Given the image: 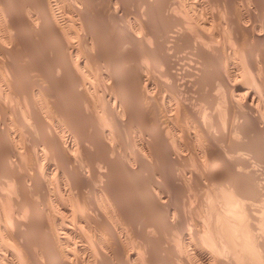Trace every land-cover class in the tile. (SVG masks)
<instances>
[{
  "label": "bare ground",
  "instance_id": "1",
  "mask_svg": "<svg viewBox=\"0 0 264 264\" xmlns=\"http://www.w3.org/2000/svg\"><path fill=\"white\" fill-rule=\"evenodd\" d=\"M33 1L26 6V20L34 29L49 25L57 33L63 48L54 67L66 83L61 93L45 87L50 82L48 76L45 79L41 74L44 80L35 75L33 79H37H30L32 82L26 78L31 85L22 88L20 110L12 120L6 116L9 106L5 110L0 104V264H264V218L256 217L260 227L254 220L260 211L264 217L263 182L257 186L251 181L256 176H251L254 169L249 164L253 161L248 164L247 158L243 160V145L239 146L249 139V132L264 134V0H158L156 9L148 7L152 5L149 0H143L148 6L142 8L146 3L139 0L134 19H127L130 22L125 21L128 0H72L68 3L72 9L62 14L63 0ZM4 2L0 0L1 35L11 25ZM98 6L123 34L117 37L120 42L142 47L123 55L119 62L126 64V78L120 76L123 80L114 60L101 56V46L108 43L100 36L104 27L97 26L99 31L88 17ZM76 28L86 32L79 35L81 31ZM162 28L169 32L163 36L165 40H161ZM106 34H102L104 38ZM7 37H2L3 43ZM79 37L81 43H76ZM3 43L0 40V52L10 55L13 48L6 50ZM183 44L190 50L185 65L191 68L185 69L190 79L186 82L183 78L182 84L189 88L194 81L216 82L223 90L219 105L226 107L220 122L214 121L215 114L195 109L176 82L175 60L169 59L166 51ZM5 60L6 68L13 72L5 83L18 96L15 88L24 83L15 72H19L21 62ZM106 61L108 69L105 67L104 72L101 65ZM199 70L204 71L202 79ZM161 72L169 76V84ZM75 93L79 94L76 102L91 113V124L95 118L99 121L96 129L92 128V136L82 131L67 110L64 112L62 99L58 103L60 94L67 99ZM129 128L137 136L133 139L130 135L132 142L126 136ZM224 138L237 145L226 148L224 142L226 147L221 146ZM90 144L97 147V153L89 152ZM204 188L212 189L207 196L212 198L200 197L198 192L204 196L200 191ZM128 191L140 200L129 202L133 208L127 207ZM180 194L188 197L191 208L205 213L204 217L201 213L200 226L187 234L181 228L184 218L188 220L186 208L182 211L176 203ZM238 197L261 200L263 209L257 210L258 201H249L252 207L239 209ZM246 218L250 220L243 225ZM174 230L182 233L175 243L178 246L162 235L156 238L157 232L174 234ZM197 234L207 237L208 243L212 241V250L200 243V237L194 240ZM158 247L168 251L164 252L168 254L165 261L161 254L159 257Z\"/></svg>",
  "mask_w": 264,
  "mask_h": 264
},
{
  "label": "rangeland",
  "instance_id": "2",
  "mask_svg": "<svg viewBox=\"0 0 264 264\" xmlns=\"http://www.w3.org/2000/svg\"><path fill=\"white\" fill-rule=\"evenodd\" d=\"M6 5H7V9H9V14H10V21H9V25H10V27H8V29L10 30H4L3 31V33H4V35L7 37L6 39H4V43H3V41H2V37L4 38V35H3V33H2V35H1V33H0V40H1V42L5 45V47L7 48L6 50H9V49H11V48H13L11 51H10V55H8V53H6L5 51H2L1 50V52H0V56H1V58H0V65L1 66H3V67H1L0 66V86H2V88L0 87V94L1 95H3V96H1V98H0V104L1 105H5L4 106V109L6 110L7 109V107H8V109L6 110V111H8L7 112V115L6 116H10V118H11V120L13 119V118H15V116H16V112H17V110L19 109L20 110V106H21V104H19L21 101L20 100H22L23 98H22V96H21V94H22V91L23 90H25V89H22V88H25V86L29 89L30 87H28V86H30L31 85V83L30 82H32V81H30V79H33V77L35 78L36 76H37V78H42V77H44V76H48L49 78H47V80H49L50 82H46L45 83V87H49L48 89H50V87L52 88V89H54V90H57V91H64V87H63V85L65 86V83H66V80H65V78H60L62 75H60V73H58L57 71H58V69L56 68V67H54V66H56L55 64H56V61H57V57L59 56V54L61 55L62 53H61V50H62V45L60 46V44L58 43V42H60V41H58L59 39V37L58 36H56V34L57 33H54L55 32V30H52V28L49 26V25H47V26H44V27H40V28H36L35 27V29H34V27H32L30 24H29V22L26 20V17H25V14H26V6L29 4V2H31L32 1V4H33V2H35V1H33V0H2ZM69 1H72V0H63V2H62V0H61V2H62V4L63 3H65L63 6L65 7V10L63 9V11L60 13V14H62L63 12H67V11H69V10H71L72 9V3L70 2V6H72V7H69V5H68V3H69ZM74 1V0H73ZM72 1V2H73ZM129 1V12H130V14H129V12H127L128 13V16H127V14H126V18H125V21L127 22L128 20L127 19H129V20H133L134 19V17H135V15H133L134 13H136V11L137 10H135V9H137V6H136V4L135 3H137L136 1H139V0H128ZM135 1V2H134ZM150 2H151V4L152 5H150L149 4V6L147 5L148 3H146V1H143L142 0V2L141 3H146V5L143 7V5L144 4H142V8H145V9H147V6L148 7H151V9L153 8V9H156L157 7H159V4H160V1H158V0H149ZM133 2V3H132ZM153 2V3H152ZM155 2H157V3H155ZM12 4V5H11ZM21 4V5H20ZM67 4V5H66ZM155 4H156V6H155ZM11 5V6H10ZM158 5V6H157ZM10 6V7H9ZM136 6V7H135ZM99 7V6H98ZM96 8V10H95V14L96 15H94V13H88V17L90 18V16H91V23H93L94 22V26H96V29H101V28H103V31H102V29H101V31H100V29H99V31H100V36H102L103 37V39H105V41L106 40H108V43H111L112 44V47H111V44L109 45L108 43H106L104 46L102 45L101 47L103 48H100L101 49V56L102 57H104L105 56V58H106V55H107V58L106 59H108V57H110V58H112V60H114V62H115V66L117 67H115L117 70H118V72L119 71H121V72H119V79L120 80H123V78L125 77V73H126V64H125V62L123 61L122 63H120V64H122L121 66H120V64H119V62H121V59H123L124 57H123V55H130L131 54V52L130 51H132V50H138V51H141L142 50V47L141 46H139V45H134V44H130L129 42H125V41H121L120 42V39H118L119 38V36H122L123 34H120L119 32L120 31H118L117 29H116V27H115V25L113 24L114 23V21H112L113 20V18H111V16L110 15H108V14H102V9L99 7V8ZM135 7V8H134ZM15 8V9H14ZM21 8V9H20ZM67 8V9H66ZM68 8H69V10H68ZM27 9H29L30 10V7L28 8L27 7ZM99 9V10H98ZM134 9V10H133ZM12 10V11H11ZM101 10V12H99ZM131 10V11H130ZM15 11V12H14ZM21 11V12H20ZM28 11V10H27ZM92 11V10H91ZM19 12V13H18ZM99 12V13H98ZM6 13H7V10H6ZM12 13V14H11ZM91 14V15H90ZM94 15V16H93ZM107 15H108V17H107ZM16 18H15V17ZM62 16V15H61ZM106 16V17H105ZM125 16V15H124ZM13 17V18H12ZM104 17V18H103ZM99 18V19H98ZM108 18H110V19H108ZM13 19H16L15 21L13 20ZM94 19H95V21H94ZM19 20H22V21H19ZM25 20V21H24ZM61 20H62V18H61ZM110 21H112V24L114 25V26H112V24H111V22ZM107 22V24H105ZM128 22H130V21H128ZM154 22L156 23V21L154 20ZM161 22V21H160ZM12 24L14 25V26H16L17 27V31L14 29V28H16V27H14V26H12ZM96 24V25H95ZM99 24V25H98ZM104 24V26H101V25H103ZM106 25H108L107 27L109 28L108 30H107V28H105L106 27ZM99 28H98V27ZM115 28L116 30H117V32L120 34H117V33H115V31L116 30H114V29H111V31H109L110 30V28ZM30 27V28H29ZM20 28V29H19ZM95 28V27H94ZM19 29V30H18ZM26 29V30H25ZM41 29H43V30H41ZM15 32H14V31ZM40 30V31H39ZM81 31V30H79V29H77L76 28V31ZM85 30V29H84ZM105 30V31H104ZM112 30H114V32L112 31ZM29 31V32H28ZM38 31V32H37ZM43 33H42V32ZM161 31V38H164L163 36H168L167 34L169 33H167V31L168 30H163V28L160 30ZM14 32V33H13ZM51 32V33H50ZM83 31H81V32H77L79 35H81V33H82ZM84 32H86V31H84ZM83 32V33H84ZM30 33V34H29ZM39 33V34H38ZM41 33V34H40ZM107 33V34H106ZM116 35H115V34ZM164 33H165V35H164ZM8 34V35H7ZM9 34H10V36H9ZM20 34V35H19ZM43 34V35H42ZM50 34H52L51 36H50ZM105 35L106 34V36H105V38H104V36L103 35ZM15 35V36H14ZM23 35V36H22ZM54 35V36H53ZM19 36V37H18ZM11 37V38H10ZM118 37V38H117ZM12 38H13V40H12ZM101 38V37H100ZM170 38H172V37H170ZM8 39V40H7ZM11 39V40H10ZM36 39V40H35ZM6 40H7V42H6ZM12 42L11 44H9V42L10 41ZM80 40V37L79 38H76L75 39V42L76 43H78V41ZM116 40H117V42H116ZM161 40H165V38L164 39H161ZM23 41V42H22ZM47 41V42H46ZM33 42V43H32ZM54 42V43H53ZM80 42V41H79ZM8 43V44H7ZM26 43V44H25ZM31 43H32V45H31ZM45 43V44H44ZM48 43V44H47ZM50 43V44H49ZM81 43V42H80ZM79 43V45L81 46V44ZM126 43H128V45H125ZM172 43V41H171V39L169 40V42H167V44H171ZM108 44V45H107ZM129 44H130V46H129ZM17 45L19 46V47H17ZM34 45V46H33ZM41 45V46H40ZM43 45H45V46H43ZM56 45V46H55ZM107 45V46H106ZM127 47H125V46ZM184 45V44H183ZM25 46H27L26 48H25ZM109 46V47H108ZM32 47V48H31ZM44 47V48H43ZM62 47V48H61ZM107 49H106V48ZM129 47V48H128ZM132 47V48H131ZM181 47H183V48H181ZM185 47V48H184ZM20 48V49H19ZM22 48H23V50H22ZM36 48H38V49H36ZM59 48V49H58ZM58 49V50H57ZM114 50V52H113V50ZM121 49V50H120ZM128 49V50H127ZM179 49V50H178ZM178 49H169L168 51H166V55L169 57V59H171L172 58V60H175V63H174V61H173V64L175 65L174 66V70H175V72H176V75H177V77H176V79L178 78V76H179V78L177 79V81L176 82H178V83H180V86H181V88H182V93L183 94H185V98H187V99H189V101H192L193 102V104L194 105H196V107H195V109H197L198 110V108H199V110L202 112V111H204V112H202V113H205V114H210V113H213V114H215V118L213 117V119H214V121L216 120V122L218 121V122H220V120L223 118L222 116L224 115V111H225V109H226V107H225V105L223 104V103H221L220 105H219V101L218 100H220V98H222V94H223V90H221L219 87H217V83L216 82H214L213 80H211L212 82H214V84L215 85H212V83L210 82V81H204V79H203V82H201L200 81V84H198L199 82H196V81H194V82H192V85H191V87H189V88H187L186 86H185V84H182V83H184L183 81H184V79H185V81L187 82L189 79H190V77H189V73L187 74L188 76H185V69H186V72H187V69H189V68H191L190 66H188V65H185V64H187L188 63V60H189V58H190V50L189 49H187V47L184 45V46H180ZM33 50V51H32ZM39 50V51H38ZM120 50V51H119ZM188 50H189V52H188ZM102 51H106V52H103L102 53ZM118 51V52H117ZM170 51V52H169ZM4 52V53H3ZM16 54H15V53ZM25 52V53H24ZM53 52V53H52ZM59 52V53H58ZM124 53V54H122V53ZM189 54H188V53ZM2 53V54H1ZM13 53V54H12ZM18 53V54H17ZM40 53H43V54H40ZM50 53V54H49ZM116 53V54H115ZM121 53V54H120ZM173 53V54H172ZM15 54V55H14ZM55 54V55H54ZM103 54V55H102ZM119 54V55H118ZM170 54H172V57H171V55ZM6 57H9V58H5V56ZM12 55V56H11ZM13 55L16 57H14V59L15 60H13ZM51 55V56H50ZM96 55H97V53H96ZM122 55V57L120 58V56ZM178 55V56H177ZM26 56V57H25ZM28 56V57H27ZM50 56V57H49ZM55 56V57H54ZM115 56V57H114ZM116 56H117V58H116ZM11 57V58H10ZM24 57V58H23ZM35 57H36V59H35ZM41 57H43L44 59H42V60H40L41 59ZM61 57V56H60ZM81 58H83V55L82 56H80ZM118 57L120 58V59H118ZM25 59L26 61H27V63L25 62V60H23V59ZM30 59L29 61H28V59ZM56 58V59H55ZM109 58V59H110ZM5 59H7V62H12V60H13V62L14 61H16V63L19 61V62H21L20 63V67L18 68L19 70H16V71H19L18 73L17 72H15L16 74H17V77H20L19 78V81H21L20 83H24V84H21L20 85V83H19V85L20 86H17L15 89H16V91L17 92H15L18 96H14L13 95V91H14V89L12 88V87H9V86H7L6 85V83H5V81H6V79L5 78H9V76L10 75H12L13 74V72L11 71V73H10V71H9V68L7 69L6 68V65H5V62H4V60ZM108 59V60H109ZM11 60V61H10ZM124 60V59H123ZM6 61V60H5ZM35 61V62H34ZM45 61V62H44ZM49 61V62H48ZM55 61V62H54ZM23 62H25V63H23ZM31 62V63H30ZM41 62V63H40ZM47 62V63H46ZM117 62V63H116ZM185 62V63H184ZM23 63V64H22ZM36 63V64H35ZM40 63V64H39ZM107 61L104 63V65H101V70H103L104 72H106V69H108L107 68ZM125 65H124V64ZM4 64V65H3ZM7 64V63H6ZM9 64V63H8ZM24 64H26V66H24ZM18 65V64H17ZM41 65V66H40ZM28 66V67H27ZM120 66V67H119ZM27 67V68H26ZM30 67V68H29ZM46 67V68H45ZM105 67H106V69H105ZM119 67V68H118ZM121 67H122V69H121ZM41 68V69H40ZM45 68V69H44ZM125 68V69H124ZM183 68V69H182ZM7 69V70H6ZM24 71H22V70ZM32 69V70H31ZM37 69H39V70H41L40 72L41 73H38V70ZM164 70H165V67L163 68ZM3 70V71H2ZM49 70V71H48ZM52 70V71H51ZM30 71H32L31 72V75H30ZM180 71H181V73H180ZM201 71V72H200ZM4 72V73H3ZM43 72V73H42ZM123 72H125V73H123ZM199 72V75H198V77L199 78H201L202 79V77H203V73H204V71H202V70H199L198 71ZM37 73V74H36ZM55 73H56V75H55ZM123 73V74H122ZM4 74V75H3ZM26 74V75H25ZM41 74H43L42 75V77L40 76ZM45 74V75H44ZM125 74V75H124ZM1 75H2V77H1ZM36 75V76H35ZM124 75V76H123ZM165 75V79L166 78H168L166 81H168L167 82V84H169L170 82H171V79L169 78V76H167L166 74H165V72L163 73V72H161V76H164ZM31 76H32V78H31ZM120 76H122V77H120ZM207 76V75H206ZM55 77V78H54ZM180 77H181V79H180ZM3 78V79H2ZM30 81H28L27 79ZM36 78V79H37ZM45 79H46V77H44ZM44 78H42V79H44ZM57 78V79H56ZM122 78V79H121ZM126 78V77H125ZM124 78V79H125ZM184 78V79H183ZM36 79H33V80H36ZM44 79V80H45ZM161 79H164V77L162 78L161 77ZM169 79H170V81H169ZM23 80V81H22ZM25 80V81H24ZM57 80V81H56ZM119 80V82H120V84H121V81ZM180 80V81H179ZM209 80V79H208ZM27 81V82H26ZM163 82H165L164 83V85L166 86L167 84H166V81H164V80H162ZM25 82H26V84H25ZM56 82V83H55ZM63 82H65V83H63ZM30 85H29V84ZM60 83H61V85H60ZM63 83V84H62ZM203 83V84H202ZM208 83V84H207ZM207 84V85H206ZM4 85H6V86H4ZM22 85H24V86H22ZM122 85V84H121ZM210 85V86H209ZM4 86V87H3ZM22 86V87H21ZM54 88H53V87ZM57 88H56V87ZM195 86V87H194ZM10 88V90L8 89V88ZM20 87V88H19ZM185 87H186V89H185ZM209 87V88H208ZM7 88V89H6ZM11 88H12V90H11ZM168 88V87H167ZM212 88V89H211ZM217 88H219L220 90H218ZM3 89V90H2ZM32 89V88H31ZM62 89V90H61ZM199 89V90H198ZM22 90V91H21ZM27 90V89H26ZM215 90H217V91H215ZM8 91H11V92H8ZM61 92V93H64V92ZM186 91V92H185ZM208 91V92H207ZM8 94L9 93V95H6V93ZM189 92V93H188ZM199 92V93H198ZM217 94H216V93ZM220 92H221V94H220ZM215 94V95H214ZM65 95V94H64ZM64 95L63 94H60L59 95V97L61 96V98H59L58 99V103H61L60 101H61V99H62V102H63V104H65V107H64V109H65V111L64 112H66V110H67V112L66 113H70V116H72L73 118H74V121H76V122H78V123H80V127L81 128H83L82 129V131H85V133L86 134H94V133H92V128H93V130L94 129H96V126L95 125H98L99 123V121H98V119H96L95 118V120L93 121V125L95 126V127H93V125L91 124L92 123V120H88L89 119V117L91 118V113L89 112V111H87V110H85L86 108H85V106L83 107L82 106V104L81 103H79L78 101V103L80 104H78L77 102H76V99H75V97H78L79 96V94L77 93H75L74 95L72 94V96H74V97H72V96H68L72 101H69L70 99L67 97V99H69V100H67L66 99V96L67 95H65V97H64ZM190 95H191V97H190ZM222 95V96H221ZM11 96V97H10ZM212 96V97H211ZM216 98H215V97ZM8 97V98H7ZM15 97V98H14ZM63 97L65 98V99H63ZM197 97V98H196ZM206 97H207V99H206ZM3 98V99H2ZM5 98L7 99V100H5ZM196 98V99H195ZM200 98V99H199ZM211 99V100H210ZM4 100V102H2ZM205 100V101H204ZM7 103H6V102ZM204 101V102H203ZM218 101V102H217ZM8 102H10L9 103V105H7L8 104ZM19 102V103H18ZM65 102V103H64ZM212 104H211V103ZM216 102V103H215ZM5 103V104H4ZM71 103V104H70ZM14 105V107H13V105ZM211 104V105H210ZM215 104L217 105V106H215ZM10 105H11V107H10ZM214 105V106H213ZM7 106V107H6ZM211 106V107H210ZM81 107H83L84 108V110H83V108H81ZM210 107V108H209ZM225 107V108H224ZM3 108V107H2ZM11 108H12V110H11ZM212 108V109H211ZM3 109V110H4ZM13 109L15 110L14 112H13ZM63 109V110H64ZM3 110H2V112H3ZM4 110V112L2 113L3 115H4V113L6 114V111ZM11 110V111H10ZM19 110H18V113H19ZM206 111V112H205ZM78 112V113H77ZM88 112L90 113V114H88ZM138 112V111H137ZM13 113V115H11V114ZM15 113V114H14ZM82 113V114H81ZM65 114V113H64ZM81 114V115H80ZM217 114V115H216ZM223 114V115H222ZM2 115V116H3ZM90 115V116H89ZM212 115V114H211ZM211 115H208V116H211ZM5 116V115H4ZM219 119H218V118ZM87 118V119H86ZM98 121V122H97ZM90 125V126H89ZM91 125H92V127H91ZM80 128V129H81ZM131 129L132 128H129V130H130V133H129V130H128V134H126V136L130 139V141L129 142H132V138L134 139V138H136L137 136H136V134H133L134 132H133V130L131 131ZM222 129V128H221ZM87 131V132H86ZM89 131H91V132H89ZM94 132V131H93ZM253 135H252V134ZM247 134L248 133H246V136H247ZM130 135H131V137L132 138H130ZM135 135V136H134ZM263 135V136H262ZM92 136V135H91ZM254 137V138H252V137ZM258 136V137H257ZM261 136V137H260ZM248 138L249 139H245V138H242L241 140H244L245 139V141H241L242 142V144H240L239 143V146H242V148L240 147V153H241V151H242V153H241V155H242V157H243V160L244 161H246V158H247V162H248V164L249 163H251V161H253V163H251V164H249L254 170H252V172L254 171V174H251V176L253 177L254 175H256V176H254L253 178H251L252 180V182L255 184V185H257V186H259V184H260V181H262L263 182V184H264V134H258L257 132H249V134H248ZM258 138V139H257ZM260 138V139H259ZM128 139V140H129ZM224 139H226V138H224ZM256 139V141H254ZM254 142H253V141ZM262 140V141H261ZM224 142H225V144H228L229 145V143H230V145L232 144L233 146L234 145H237V144H235V143H231L230 141H227V139L226 140H224L223 141V143L222 142H219V144L221 145H224L225 147H226V145L224 144ZM228 142V143H227ZM232 142H236L237 143V141H232ZM244 142V143H243ZM251 142V143H250ZM258 142V143H257ZM262 142V143H261ZM256 143V144H255ZM221 145V146H222ZM227 145V147L226 148H228V147H233L232 145L230 146H228ZM248 145H250V146H248ZM261 145V146H260ZM263 145V146H262ZM91 146V144L90 145H87V147L89 148ZM256 146V147H255ZM92 147V146H91ZM93 148H95V149H93ZM92 149V150H91ZM94 150H96V152L94 151ZM246 150V151H245ZM247 150H249V151H247ZM251 150V151H250ZM91 151H94V152H91ZM100 151V150H99ZM89 152L90 153H97V147H95V145H93V147L92 148H90L89 149ZM249 153V154H248ZM252 153H254V154H252ZM245 155V156H244ZM247 155H248V157H247ZM262 155H263V157H262ZM245 157V158H244ZM252 157V158H251ZM261 157V158H260ZM249 159H250V161H249ZM255 160H257V161H255ZM261 164V165H260ZM263 164V165H262ZM257 166V169H255L254 168V166ZM260 167H259V166ZM255 166V167H256ZM179 169H180V167H178ZM179 169H178V171L177 172H179V174L180 175H177V177H180L181 176V174H182V172L181 171H179ZM177 170V169H176ZM182 170V169H181ZM256 173V174H255ZM259 173V174H258ZM257 174H258V177H257ZM263 176V177H262ZM256 177V178H255ZM261 178V179H260ZM114 179V178H113ZM258 179V180H257ZM255 180L258 182V184H256V182H255ZM193 181V179H191L190 180V184H191V182ZM119 182V181H118ZM119 183H121V181L119 182ZM243 183V182H242ZM122 185H126V183L124 182V184L123 183H121ZM262 184V183H261ZM261 184H260V187H261V192L262 193H264L263 192V190H264V188L262 187V186H264L263 184H262V186H261ZM192 185H194V181L192 182ZM119 186H121L120 184H119ZM205 189V188H204ZM200 190V191H204L203 192V195L204 196H201L202 195V193L201 192H198V193H200L199 195H200V197H204L203 198V200L204 199H206V200H208V199H210V198H212L213 196H211V197H207L208 196V194L210 193H213V191H212V189H205V190ZM206 191V192H205ZM208 191V192H207ZM124 194H126V192H123ZM132 193L133 192H130L129 193V191H128V193L126 194L127 196H126V201L128 200V202H126V203H128V204H130L129 206L127 205V207L129 208H133V206H134V204H132L131 205V203H136V202H139L140 200H137V198H135V193L132 195ZM207 194V195H206ZM209 194V195H210ZM128 195H130V198L129 199H132V201H130L129 199H128ZM132 196H134V198L132 197ZM180 196H182V197H180ZM180 196L178 197V199H176V203L178 204V205H180L181 206V209H182V211H184L185 210V208H186V215H188V217H187V219L188 220H185L186 218H184V222H182V223H185L184 225H183V227H181V228H184L185 230H184V233L185 234H187V233H189V232H187V231H192V229H193V231H195L196 229V225H197V228H198V226H200L199 224H200V221L199 220H201V218H200V216L202 217V214L204 213V212H201V213H199L200 211L197 209V210H195L193 207V209L190 207V200L189 201H187V199H188V197L187 198H185L186 197V195H181L180 194ZM136 197H138V196H136ZM207 197V198H206ZM140 198V197H139ZM138 198V199H139ZM182 198V199H181ZM240 200L238 201V203L237 204H239V205H237V208H239V209H246V208H248L249 206L250 207H252L251 206V203H253L254 204V202H255V204H258L259 203V205H260V207H256V208H258L257 210H262L263 208H262V204H260V202H261V200H256V201H258V203H256V201L255 200H251V199H247L246 198V200H244L245 199V197H238ZM237 198V199H238ZM242 198H243V200H242ZM262 198H264L263 197V194H262ZM184 199H185V201H184ZM200 199H202V198H200ZM220 199H221V196H220ZM233 200L235 199L236 200V198H232ZM135 200V201H134ZM183 200V201H182ZM192 201H194L193 200V198H192ZM227 201V200H226ZM240 201H242V202H240ZM247 201V202H246ZM251 203H250V202ZM253 201V202H252ZM263 201V200H262ZM129 202H131V203H129ZM182 202H183V204H182ZM264 202V201H263ZM222 203H223V201H222ZM241 203V204H240ZM243 203H245V204H243ZM249 203V204H248ZM262 205V206H261ZM243 206V207H242ZM246 206V207H245ZM248 206V207H247ZM185 207V208H184ZM189 207V208H188ZM187 209H188V211H187ZM193 211L192 213H189V212H191V210ZM131 210H133V209H131ZM134 211H135V209H134ZM197 213H196V212ZM196 214H195V213ZM257 212V211H256ZM260 212H262L263 213V211H260ZM259 212V213H260ZM187 213H189V214H187ZM195 215H194V214ZM259 213H257V214H255L254 215V220L256 219L257 221L260 219V216L262 215V218H264L263 217V214H259ZM190 215V216H189ZM204 215H205V213L203 214V217H204ZM257 215V216H256ZM258 215H260L259 217H258ZM192 216H193V218H195V219H192ZM256 217H258L259 219H257ZM199 218V219H198ZM261 218V219H262ZM196 219H198V221L199 222H197L196 223V221H194V220H196ZM260 219V220H261ZM194 222H193V221ZM250 220V219H249ZM249 220L247 221V218L244 220V221H242V223H243V225H244V222L245 223H247V222H249ZM255 220V221H256ZM263 220V219H262ZM256 221V222H257ZM189 222V223H188ZM260 221H258L256 224H258ZM262 222V221H261ZM194 223H196V224H194ZM251 223H253L254 225H256L252 220H251ZM260 224V223H259ZM259 224H258V226H259ZM193 225V226H192ZM258 226L256 225V227L258 228ZM186 227V228H185ZM194 227V228H193ZM260 227V226H259ZM258 230L260 231V229L258 228ZM178 233H176L175 232V230L173 231L174 232V234L172 233V232H168V233H160V235H159V233L157 232L156 233V238H159L161 235H162V237H165L168 241L169 240H171L172 242H174V244L177 242V244H178V238L182 235V233L181 232H179L178 230H176ZM187 232V233H186ZM180 233V234H179ZM158 234V235H157ZM178 235H180V236H178ZM257 235H259L260 236V234H258L257 233ZM35 236V235H34ZM32 237V238H35V237ZM171 236V237H170ZM200 237V238H199ZM202 237V238H201ZM164 238V239H165ZM197 238V239H196ZM198 238H199V241H200V243H203V245L205 244L207 247V249L209 250V249H211L212 250V248H213V246L211 245V239H210V243H208V238L206 237V239H205V236H203L202 234L200 235H196L195 236V239L194 240H196V241H198ZM36 239V238H35ZM165 239V240H166ZM173 239V240H172ZM201 239H202V242H201ZM203 239H205L204 241H203ZM167 241V242H168ZM170 241V242H171ZM257 241H258V239H257ZM206 242V243H205ZM197 244H199V243H197ZM209 244V245H208ZM176 245V244H175ZM204 245V246H205ZM211 245V246H210ZM176 246H178V245H176ZM208 246H209V248H208ZM212 247V248H211ZM160 248H162V246L160 247ZM159 249V247L157 248V250ZM159 251H160V249H159ZM161 252V253H160ZM159 253H158V251H157V253H158V255L159 254H161L162 256H163V258H162V260L164 259V257H167L168 256V254H166V253H168V251H164V252H166V253H164L163 251H162V249H161V251H160ZM248 255H249V253H247ZM161 255H159V257L161 258ZM165 255H167V256H165ZM257 255V254H256ZM255 257H257V256H255ZM161 260V259H160ZM160 260H159V262H160ZM161 260V261H162ZM163 261H165V260H163ZM162 261V262H163ZM169 263V262H168ZM168 263H165V264H168ZM174 263V262H173ZM172 262H170V264H173ZM159 264H161V262L159 263ZM164 264V263H163ZM175 264V263H174Z\"/></svg>",
  "mask_w": 264,
  "mask_h": 264
}]
</instances>
